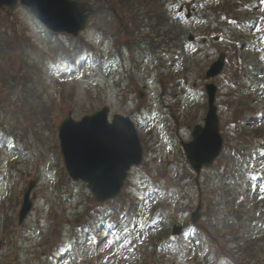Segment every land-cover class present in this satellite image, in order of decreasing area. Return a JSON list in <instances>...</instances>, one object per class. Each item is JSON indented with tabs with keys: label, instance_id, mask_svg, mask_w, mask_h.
Returning a JSON list of instances; mask_svg holds the SVG:
<instances>
[{
	"label": "rangeland",
	"instance_id": "rangeland-1",
	"mask_svg": "<svg viewBox=\"0 0 264 264\" xmlns=\"http://www.w3.org/2000/svg\"><path fill=\"white\" fill-rule=\"evenodd\" d=\"M235 1H238L239 3L248 2V8H232L230 12H227V18L234 19L235 23H229V19L218 17L216 11L211 8L217 4H223L224 0H195L192 7L193 13L196 12L197 15L195 17H191V19H189V23L181 18L177 19L179 22L170 21V18H175V11L177 10V6L180 4L179 1H177L173 9L169 12L170 15L167 16L168 23L160 30V37L157 38V36H154L155 34L151 35L150 33H146V31L139 33L137 41L140 42V48L144 50V56L142 57L143 60L137 59L136 54L134 57H131L130 55V60L127 59L125 61L127 63L126 69H121V72H126L129 68L130 69L124 76L126 79L120 83H118L117 80L115 81V78H104V76L97 79H91L87 71L82 67L83 64L87 63L85 56L81 59L76 69L72 67L68 69H59L54 80H51L49 73L44 70L42 75L33 78V85L28 86L27 84H24L23 87H27L26 90H24L22 86L17 88L22 91L19 94L21 95L20 99L23 100L24 97L30 103H34L33 105L36 109L35 111H37L36 115L40 114L39 118L43 121L40 122L38 120L36 124L38 128H36V132L33 134L35 139H32L30 135V142L33 145V153L27 156L26 153H24L23 159L17 161V167L20 168L23 166V168L29 172H33L35 170V174L39 177V185L33 189L35 194L33 205L37 207L39 206L37 209L40 210L39 212L42 217H44L43 215H45L48 210H52L53 212L48 211L46 213V217H48V214L50 213H58L61 216L65 215L66 221L69 222V225L65 223L64 226L58 230H55V232H53V218H51L48 225L44 224V220L46 219L45 217L41 218L43 220V224L40 223V225H35L33 222H28V224H25L30 232L37 231L36 235H39L38 231H40V235L39 238L35 236L32 241L34 244L30 245L32 242L28 244L25 238L26 236L23 234V240L19 245H21V247L24 248L26 252H21L22 256L19 258L20 264H41L44 262L45 258H36V253H39L43 247L47 246L44 245V243L53 233L57 232L58 235H62V229L64 230L71 227L74 220L73 215L78 212H82V209L84 210V207L86 206L85 204H82L79 208L73 206V204L78 202L77 194L83 188L82 186H78V183L76 184L74 197L70 202L64 198L63 200H59L57 197V192L53 191L55 184H53L52 179L46 178V176H44V172H48L52 168H56L55 170H57L58 165L62 166V159L59 153L58 140L56 136L57 128L63 115H65L67 111H71L72 117L77 119L81 116L95 112L105 103L110 108V116L114 113L129 116L130 113L132 114L134 112L136 104H138V100H135L136 96L133 95L131 97L130 94L127 95L126 98L122 96V93L127 92L132 88L130 86L129 76L135 81L137 85L135 87L136 89H140L142 85H147L146 90H143L145 91L147 100L149 102L151 98V101L156 103L155 100H157V103H159L158 98L159 94L161 93V89L159 82L157 81V76H162L163 71H166V69L162 67L159 68L158 72L157 69L155 70L153 59H151V57L148 55V44L145 37H152L151 44H153L154 48L159 47L158 51L156 50L157 54H155L159 60L160 67L162 66L161 62H166L169 60V55L164 52L166 50V47L164 46L165 42L170 41L171 39L176 41L178 37H181V41H176V49H178V52L176 54L177 56L175 58V62L173 63L174 66L172 70L174 72H179L178 69L183 67L184 69L179 75L186 77L189 84L195 83L196 88H188L182 92V95L185 97H181L183 100L181 105H178V109L183 110L184 112L188 109V107H192L189 111L190 113H193V117L196 118L197 123L201 122L203 115L202 111L204 109L202 107L204 93L201 86L202 83L198 80V74L200 71H204L207 67L205 54L208 53L210 56V61L211 58L215 57L217 51L224 50L223 48H225V44L231 36H236L238 34H241V36L244 35V37H239L237 39V47L239 48L240 54L244 59L243 73H246L248 78L250 75L255 74L253 79H246L245 81H242L243 86H245V84L250 86L256 81L255 83L259 84V90H264V42L262 41L264 31H260L259 29L260 22L264 18V8L261 7V1L264 0ZM227 3L229 4L230 1ZM224 6H226V4ZM179 7L180 5L178 8ZM156 14L159 15V12ZM200 15H203L204 19L198 18ZM10 17H12V20H10ZM90 19L92 23H88L89 25H87L86 28L80 33V36L83 35L90 38L91 40L94 34V30H92L91 26L93 23H95L94 26H96V28H99V30L103 32L105 31L106 36L110 37L108 40L110 43L111 40L115 39V35L119 36L117 39H119V41L122 43L131 44L134 42V38H130L128 32L125 31V29L120 25L116 24L106 12L94 14ZM36 23L33 22V19L28 13L27 9L22 6H17L15 9L11 10V12H0V39L3 41L2 53L4 54V59L0 60V66L2 68H0V74L4 73V71L7 72L8 70H11L14 72L12 73L11 77L17 76L16 74L18 68L21 67L25 68V70H21V74H25L27 80L31 79V75L28 73V71L31 72V69L29 68H34V66L25 63L21 56L24 58L28 57L26 53H30L32 39L37 38L38 40L42 41V37L45 36L42 27ZM13 25L15 26L14 31L13 28H11ZM199 26L205 28V30L211 28V30L215 31V34L222 35V40L219 43H212L210 41L206 45L201 46V43L196 39V42L189 46V50H184L182 41H185L186 35L189 32H193L198 35V30L196 29ZM255 26H258V28L253 30V27ZM201 36L199 35V38ZM94 37H97V35H94ZM102 41L103 37L99 39V43ZM108 41L106 42L107 45H105L103 49H105L106 46H110ZM105 51H110V49L107 47ZM153 58L156 60V62L158 61L156 57ZM110 60H112L115 66L120 69L118 61H115L113 58H110ZM134 62L135 64H138V68L134 66ZM105 64L108 72L114 69V67L110 68L106 59ZM165 64L168 67V63ZM54 67L55 66L52 64L51 70L54 71ZM170 74L171 76L175 77V74L172 72H170ZM121 75L122 74L120 73V76ZM216 80L218 85V97L216 96V103L219 106L221 120L220 128L222 132H224V130L227 132V137L229 136V139L227 140L230 141V146L232 148L239 147L241 143H237L236 140H232V136L229 132V128H231L232 123L230 122V119L231 113L236 109L237 106L245 107L244 110H246V112L244 115H248L247 112L249 109L246 107L247 98L245 93L239 94L238 96L234 97V99H232L234 102H229L232 105L229 108V105L225 103L228 101V90L232 85L224 79L222 73L216 78ZM172 89L173 88H171V90ZM1 93L2 97L6 95L3 93V91H1ZM62 95L66 99V102L64 98L63 102H61L63 97ZM148 96L151 97L149 98ZM173 97L174 96H169L166 98L164 96L163 101L171 103L172 107L176 108V97ZM251 99L252 97L250 98V101ZM192 103L194 105L190 106ZM187 113L188 111L186 114ZM184 118L185 116L182 115V119ZM246 128L253 134H255L256 131L264 129L258 128L257 124L250 125L249 122H247ZM160 136L162 135L160 134ZM158 137L159 135L156 133L155 135L152 133V137L150 135L146 136L145 139L147 144V154L145 156V162L143 166H141L142 168L140 167V170H148L151 176L156 179L157 184L162 187V189L169 181H172V183L177 186V188L173 190V193L177 195L180 201L182 200V206L190 205L191 207H194L196 205L197 194L189 177L185 176V174L188 172L187 168L182 167L181 164L177 162L173 152L172 158L175 160L174 165H163L161 158L159 157H165V153L163 154V152L166 151V145L169 148H171V145L166 143L164 139H162L164 143L161 142ZM0 142L3 146L5 145L4 139H2L1 136ZM18 150L19 149L16 146L10 148L9 152L2 155L1 161L5 162L7 159L13 157L14 152ZM227 163V168H229L231 165L230 158L228 159ZM259 163L260 162L254 163V167H257ZM248 164L249 162H247V160H243L238 170H236L233 174L229 175L228 173L225 176L224 173H222L223 169L220 168V163H216L214 166H210L200 173L199 180L201 184L202 203L207 204L208 200L211 199L215 210L219 211L207 213V208L205 206V211L203 214L204 217H202L201 223H204L208 229H214V231L218 232H224V225H229L235 229L239 227V230L237 231L240 236L236 243L229 244V248H236L237 245L240 247H246V238L249 237V234H252V236L255 237L260 236L261 239L259 240L256 238L254 242L255 247L253 259L255 262H253V264H264V197L261 195L259 188L264 185V180L261 181L260 178L252 180L249 177H245L244 175L246 173V175H249L247 172ZM167 167H169V169H167ZM144 174L145 173L139 171V169H134L131 173L129 177L130 187L127 190L128 192L130 191L131 198L133 197L132 194H134V192L142 186L143 181L146 183L149 182L148 179H141V176H145ZM262 174L264 177V172ZM177 178H182V181L178 182L179 180ZM156 189L154 190L155 195H157L158 191L162 192L161 189L157 187ZM240 193L245 195V198L243 199L244 207L252 206V211L247 212L248 217L244 216L246 219L242 218L241 223L235 222L234 224L230 219H225V221H227L226 223L225 221L222 222L224 213L235 208L233 204H236L238 201L237 195ZM84 194L86 195L87 192ZM138 196L144 197L146 202H141V204L137 207L140 215L136 213L134 217L133 224L135 227H138V229L134 231V234L137 235V238H139V235L143 232V230L140 229V223L149 222L148 214L157 216L161 214L160 212H150L149 206L151 205V200L147 201V199L151 198L152 196L149 193H140ZM80 199H82V197H80ZM172 208H175L174 200ZM238 208L240 211L242 210V206ZM15 217H17V214H15L13 218ZM101 218L102 216L100 215L98 217L99 222L101 221ZM105 220L106 219H103L102 224H104ZM155 225L156 227L154 230H151V232L162 230V224L159 223L158 220H155ZM169 225L167 227H169ZM30 232H27V234H30ZM52 242H54L52 246L54 247L58 242L57 238L55 240L52 239ZM220 242L221 245H224L223 240H220ZM29 246L32 247L27 249ZM128 246H130V242L128 243ZM103 247L104 245L102 248ZM146 249L147 247L144 248V250ZM112 251L113 249L111 247H105L103 249L102 261H98V264H125L126 259H122L121 263H116V256L118 258L117 250L116 252ZM88 254L89 249L85 246H81L80 256L85 255L87 257ZM118 254L120 256V253ZM211 254L213 255V257H211L212 263L229 264L227 261L223 260L222 257H217V255L213 254V252H211ZM75 256L77 257V254H75ZM157 256L159 263L166 261L162 258V256ZM186 257H188V255H186ZM242 259L243 255H238L236 263L243 262L244 260ZM246 262H249V259H246ZM128 263L130 264V260ZM59 264H63V262H59ZM179 264H182V261H179Z\"/></svg>",
	"mask_w": 264,
	"mask_h": 264
},
{
	"label": "water",
	"instance_id": "water-1",
	"mask_svg": "<svg viewBox=\"0 0 264 264\" xmlns=\"http://www.w3.org/2000/svg\"><path fill=\"white\" fill-rule=\"evenodd\" d=\"M17 0H0V9L12 8ZM50 29L73 35L85 26L84 4L71 0H19ZM106 109L75 122L70 118L60 127V146L65 165L73 178L87 181L99 200L117 193L131 164L141 158L139 141L130 121L114 115L109 123ZM210 114V113H209ZM212 115V114H211ZM207 117L208 131L193 133L194 140L186 146L191 165L198 170L218 154L221 141L216 135L214 115Z\"/></svg>",
	"mask_w": 264,
	"mask_h": 264
},
{
	"label": "trees",
	"instance_id": "trees-1",
	"mask_svg": "<svg viewBox=\"0 0 264 264\" xmlns=\"http://www.w3.org/2000/svg\"><path fill=\"white\" fill-rule=\"evenodd\" d=\"M87 1H91L94 5L99 6L100 8L102 6H105L107 9H112V7H115V9L117 10L116 14H121V19H119V24L121 27L123 28H127L130 27V22L132 24H134L135 27H137L140 23L139 19L141 16L144 15V17L147 15L148 13L151 12H155V2L156 0H87ZM144 12V13H143ZM150 20L151 18L148 17ZM128 25V26H126ZM115 42L117 45H124V43H121L119 41V39L115 38ZM120 42V43H118ZM127 44V43H126ZM125 44V45H126ZM82 45H80V43L78 41H76L73 44V49L72 47L70 48L71 50H73L72 52H68L69 55H72V53L74 55H77L79 53V50L81 48ZM55 49H57L58 47L61 48L62 46L55 44L54 45ZM31 49V47H30ZM80 54V53H79ZM3 56L4 54L0 51V57ZM22 60L25 63L31 64V66H33L34 64L32 63L30 58H24L23 56H21ZM25 70V68H18L17 71V76L14 80V85L13 87H17L22 85V87L24 86V84H27L28 86L33 85L34 81L33 78L36 76V72L38 70L34 69V68H29L31 69V72L28 71V73H30L31 75V79L27 80L26 75H22L21 74V70ZM17 70V69H15ZM7 73H14L11 70H8ZM19 73V74H18ZM24 88V87H23ZM27 87L24 88V90H26ZM8 96V97H7ZM21 95H13L12 92L9 93V95H4L3 97L0 98V110H2L5 114H9L8 109L11 108V104L13 103V105H15V107H17V109H20L19 111H17L16 113L14 112H10V114H13V117L9 118L7 117L6 120V124L9 125V127L16 131V136L20 138V134L23 137L26 133V131H28V127L30 125H33L34 122L32 123V118L34 116H37V111H35V107H34V103H30L27 99H25L23 97V100L20 99ZM12 119V121H10ZM11 122V123H10ZM12 226V225H11ZM15 226V225H14Z\"/></svg>",
	"mask_w": 264,
	"mask_h": 264
},
{
	"label": "snow or ice",
	"instance_id": "snow-or-ice-1",
	"mask_svg": "<svg viewBox=\"0 0 264 264\" xmlns=\"http://www.w3.org/2000/svg\"><path fill=\"white\" fill-rule=\"evenodd\" d=\"M262 191H264V189H262Z\"/></svg>",
	"mask_w": 264,
	"mask_h": 264
}]
</instances>
